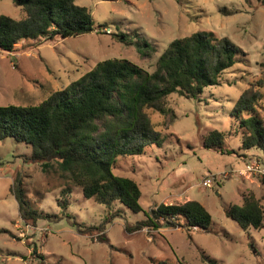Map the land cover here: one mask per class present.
<instances>
[{"label": "rangeland", "instance_id": "rangeland-1", "mask_svg": "<svg viewBox=\"0 0 264 264\" xmlns=\"http://www.w3.org/2000/svg\"><path fill=\"white\" fill-rule=\"evenodd\" d=\"M76 3L91 9L92 32L41 43L26 39L14 51L0 52V105L40 103L108 58H125L153 71L171 41L196 31L228 36L241 50L219 84L206 86L197 97L170 94L167 114L148 110L161 132L160 143L148 144L139 155L117 157L113 172L141 188L139 212L119 201L112 207L99 203L77 185H70L64 209L58 200L65 198L67 182L56 164L44 170L41 163L27 161L30 144L13 137L0 141V264H167L180 259L186 264H264V227L245 230L226 214L249 191L264 195L263 179L250 183L255 176L233 173L243 167L246 154L232 115L239 96L253 87L262 95L256 108L264 119V0ZM1 14L21 19L26 12L13 0H0ZM139 47L152 48L151 56H142ZM214 129L226 133L223 149L204 144ZM206 176L215 177L211 186L202 183ZM17 179L29 206L42 214L36 223L20 215L13 190ZM259 198L264 205V196ZM190 199L210 211L209 229H126L159 203ZM106 217L111 218L105 224L106 242L95 231L80 233L74 223L97 226Z\"/></svg>", "mask_w": 264, "mask_h": 264}, {"label": "trees", "instance_id": "trees-1", "mask_svg": "<svg viewBox=\"0 0 264 264\" xmlns=\"http://www.w3.org/2000/svg\"><path fill=\"white\" fill-rule=\"evenodd\" d=\"M13 2L23 6L26 14L21 19L0 15V52H12L17 43L26 39L41 43L94 30L91 9L76 0ZM117 36L120 39L123 35ZM240 50L228 36L202 30L171 41L153 71L125 58L101 60L40 103L0 105V141L13 137L30 144L32 152L27 161L41 163L44 170L56 164L67 182L62 190L65 198L58 200L64 209L68 207L70 185H77L86 197L99 203L112 207L119 201L139 212L143 209L139 202L141 188L134 179L113 172L117 157L139 155L148 144L160 143L161 132L155 129L148 110L167 114L170 94L197 97L206 86L219 84ZM138 51L149 57L153 49L139 47ZM261 98L253 87L247 88L237 99L232 115L241 131V149L257 148L264 153V119L256 108ZM225 138L224 131L214 129L207 134L204 144L223 149ZM13 190L21 217L36 223L42 214L29 206L19 179ZM226 214L245 230L264 227V205L253 191L243 196L242 204H231ZM110 219L106 217L97 226L74 223L80 233L95 231L97 239L106 242L105 224ZM211 223L210 211L200 201L190 199L183 203H159L145 219L126 229L207 230ZM3 231L0 229V233ZM167 264L186 263L180 259Z\"/></svg>", "mask_w": 264, "mask_h": 264}, {"label": "built area", "instance_id": "built-area-1", "mask_svg": "<svg viewBox=\"0 0 264 264\" xmlns=\"http://www.w3.org/2000/svg\"><path fill=\"white\" fill-rule=\"evenodd\" d=\"M233 173L241 176H255L264 180V156L263 158H258L255 155L250 156L243 167L233 169ZM214 178V176H206L202 183L211 186Z\"/></svg>", "mask_w": 264, "mask_h": 264}, {"label": "crops", "instance_id": "crops-1", "mask_svg": "<svg viewBox=\"0 0 264 264\" xmlns=\"http://www.w3.org/2000/svg\"><path fill=\"white\" fill-rule=\"evenodd\" d=\"M244 154H246V156H244L245 157V159L243 160V165H244V163L247 161V159L250 157V155L252 156V155H259V156H264V153H263V151L262 150H258V149H249V151H246V150H244V152H243ZM242 165V166H243ZM256 180H259L257 177H253L252 179H250L249 181H250V183H255V181ZM245 181H247V180H245ZM253 191V190H252ZM254 192V191H253ZM255 193V192H254ZM256 194V193H255ZM257 195V197H261L262 198V196H264L263 194H261V195H258V194H256Z\"/></svg>", "mask_w": 264, "mask_h": 264}]
</instances>
